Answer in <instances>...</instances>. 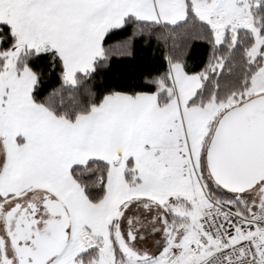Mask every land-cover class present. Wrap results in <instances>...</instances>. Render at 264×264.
<instances>
[{
    "label": "snow or ice",
    "instance_id": "1",
    "mask_svg": "<svg viewBox=\"0 0 264 264\" xmlns=\"http://www.w3.org/2000/svg\"><path fill=\"white\" fill-rule=\"evenodd\" d=\"M0 264H264V0H0Z\"/></svg>",
    "mask_w": 264,
    "mask_h": 264
}]
</instances>
